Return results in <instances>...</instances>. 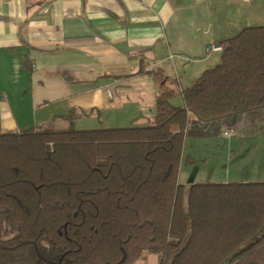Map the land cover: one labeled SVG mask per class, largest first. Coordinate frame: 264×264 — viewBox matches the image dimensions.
<instances>
[{"label":"trees","instance_id":"obj_1","mask_svg":"<svg viewBox=\"0 0 264 264\" xmlns=\"http://www.w3.org/2000/svg\"><path fill=\"white\" fill-rule=\"evenodd\" d=\"M222 44L186 87L151 71V123L85 128L71 110L65 127L0 131V264H133L144 251L160 264H264V181H179L195 159L188 138L264 110V25Z\"/></svg>","mask_w":264,"mask_h":264},{"label":"crops","instance_id":"obj_2","mask_svg":"<svg viewBox=\"0 0 264 264\" xmlns=\"http://www.w3.org/2000/svg\"><path fill=\"white\" fill-rule=\"evenodd\" d=\"M256 25L264 0H0V131L71 110L85 128L151 123V71L186 87L214 63L209 44Z\"/></svg>","mask_w":264,"mask_h":264},{"label":"rangeland","instance_id":"obj_3","mask_svg":"<svg viewBox=\"0 0 264 264\" xmlns=\"http://www.w3.org/2000/svg\"><path fill=\"white\" fill-rule=\"evenodd\" d=\"M212 57L215 61L208 68L219 62L220 53L216 52ZM180 98L182 100L181 96ZM67 124L63 120L54 123L56 127H65ZM97 124L100 125V122ZM229 126L235 136H219L212 144L206 139L192 142L190 138L187 139L185 156L192 154L195 161L192 164L182 163L179 175L181 183L189 185L193 182L264 181V110L244 114ZM160 263V254L144 251L133 264Z\"/></svg>","mask_w":264,"mask_h":264},{"label":"built area","instance_id":"obj_4","mask_svg":"<svg viewBox=\"0 0 264 264\" xmlns=\"http://www.w3.org/2000/svg\"><path fill=\"white\" fill-rule=\"evenodd\" d=\"M223 48H224V45L222 43H211L207 46V51L220 53L223 50ZM224 129H225L224 131L225 136H228V137L235 136V133L230 126H226V128Z\"/></svg>","mask_w":264,"mask_h":264}]
</instances>
